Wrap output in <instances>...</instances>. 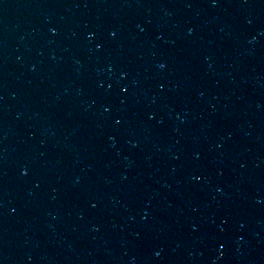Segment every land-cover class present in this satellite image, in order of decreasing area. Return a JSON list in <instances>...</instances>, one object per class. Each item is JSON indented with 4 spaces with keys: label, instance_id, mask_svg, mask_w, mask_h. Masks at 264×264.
<instances>
[{
    "label": "water",
    "instance_id": "obj_1",
    "mask_svg": "<svg viewBox=\"0 0 264 264\" xmlns=\"http://www.w3.org/2000/svg\"><path fill=\"white\" fill-rule=\"evenodd\" d=\"M264 21V0H0V120L160 75Z\"/></svg>",
    "mask_w": 264,
    "mask_h": 264
}]
</instances>
